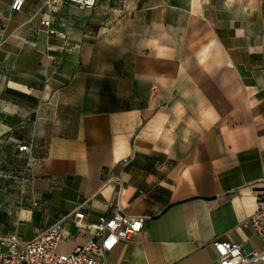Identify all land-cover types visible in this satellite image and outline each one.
<instances>
[{
	"label": "crops",
	"instance_id": "obj_1",
	"mask_svg": "<svg viewBox=\"0 0 264 264\" xmlns=\"http://www.w3.org/2000/svg\"><path fill=\"white\" fill-rule=\"evenodd\" d=\"M14 1L0 0V258L58 222L70 253L117 212L146 220L106 264H218L217 240L260 251L264 0Z\"/></svg>",
	"mask_w": 264,
	"mask_h": 264
},
{
	"label": "built area",
	"instance_id": "obj_2",
	"mask_svg": "<svg viewBox=\"0 0 264 264\" xmlns=\"http://www.w3.org/2000/svg\"><path fill=\"white\" fill-rule=\"evenodd\" d=\"M55 3V1H53ZM69 3L81 9H94L97 0H68ZM23 0H15L12 9L20 11ZM49 27L50 21H41ZM20 153H31L28 145L18 147ZM28 160L27 166L33 162ZM82 213H75L72 222L82 225ZM145 218L129 216L121 212L111 217L102 216L95 224L88 225L95 232L94 237L87 243L77 246L70 253H61L58 247L61 243L71 239L65 231L64 223L58 222L40 232L28 241H21L13 235L4 243L8 251L0 258V264H106V256L113 251L120 242L132 240L144 228ZM256 234L261 238L263 247L260 251L246 252L240 245L226 241H214L212 246L216 253L218 264H258L264 262V205L251 217L249 221Z\"/></svg>",
	"mask_w": 264,
	"mask_h": 264
},
{
	"label": "rangeland",
	"instance_id": "obj_3",
	"mask_svg": "<svg viewBox=\"0 0 264 264\" xmlns=\"http://www.w3.org/2000/svg\"><path fill=\"white\" fill-rule=\"evenodd\" d=\"M164 0H123L121 3L130 10L132 8L138 9L140 12H143L148 7L158 5Z\"/></svg>",
	"mask_w": 264,
	"mask_h": 264
}]
</instances>
